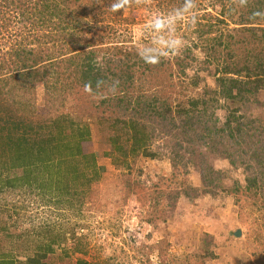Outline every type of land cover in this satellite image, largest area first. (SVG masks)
Segmentation results:
<instances>
[{
  "label": "rangeland",
  "instance_id": "374dc122",
  "mask_svg": "<svg viewBox=\"0 0 264 264\" xmlns=\"http://www.w3.org/2000/svg\"><path fill=\"white\" fill-rule=\"evenodd\" d=\"M111 3H65L78 13L75 18L82 28L72 52L61 56L57 43L35 42L37 49L52 51L44 59L47 65L33 67L37 69L30 84H0V117L32 123L33 134L53 122L55 132L63 125L65 135H73L88 156L80 162L85 174L75 179L73 170L61 178L56 171L53 177L40 172L36 183L20 182L15 189H5L6 178H0V190L5 189L0 193V260L14 264H264V166L258 169V187L246 191L242 166L234 168L221 155L207 153V165L220 175L208 173L205 182L200 165L188 161L184 153L185 159L173 167L176 138L169 135V121L161 123L158 118L160 125L153 129L154 119H150L155 108L166 111L169 106L179 119L178 110L203 100L206 107L200 101L192 110L206 112L208 124L216 122L222 128L229 116L242 117L241 122L250 119L247 130L256 142L264 128V91L230 100L218 94L216 78L225 75V68L240 70L241 76L247 70L257 71V61H264V42H241L253 32L237 30L254 27L259 39L264 19L241 26L244 10L236 0H195V25H190L186 13L172 24L165 20L156 32L150 27L153 16H166L182 0H129L125 9L116 12L111 11ZM16 27L6 21L7 29ZM42 29L40 33H45ZM169 29L183 38L185 46L152 64L150 70L133 68V80L125 84L128 92L124 87L110 91L108 82L89 93L78 74L68 77L73 66L68 59L81 56L84 48L94 51L95 60L102 64L114 55L107 48L137 50L150 44L153 36L167 35ZM6 38L4 43L0 38L3 52L11 48ZM3 58L0 54V63ZM181 63L187 64L182 71ZM76 64L80 70L81 63ZM118 97L124 100L116 106L113 99ZM105 98L113 101L107 106L102 103ZM6 132H0V156ZM247 150L251 157L253 148ZM251 162L257 165L253 158ZM20 172L3 174L14 177Z\"/></svg>",
  "mask_w": 264,
  "mask_h": 264
},
{
  "label": "trees",
  "instance_id": "16d2710c",
  "mask_svg": "<svg viewBox=\"0 0 264 264\" xmlns=\"http://www.w3.org/2000/svg\"><path fill=\"white\" fill-rule=\"evenodd\" d=\"M21 1L23 2H18V0H0V38L4 39L7 37L6 39H8L11 46L5 52H3V44L0 47V54L5 57L2 60L3 63H0V71L10 70L7 75L0 74V84H7L8 81H15L16 84H30L29 80H31V76L34 73L36 74L37 69L33 67H45L47 65L44 59L53 55L52 51L46 50V48L45 50L43 48L37 49L36 46H33L35 42L42 43V46L43 44L45 46L47 42L57 43V50L62 53V56L63 53L69 54L72 52L74 45L80 41L77 34L81 32L82 28L79 26L81 22L79 20L77 22L75 18L78 13L72 10L69 4L68 6L65 4L72 1L78 2L79 0ZM228 1L231 0H218V2ZM236 2L244 10L241 13L242 20L239 25H253L255 24L254 21H262L264 19V0H236ZM16 5L18 7H15ZM254 13H260L261 15H253ZM6 21L14 25V27H18L14 28V30L12 28L9 30L6 28ZM222 21L224 20H219V22ZM41 29L45 33H40ZM238 29L237 31L240 33L245 31H248V33L253 32L252 34L250 33L251 36L245 37L243 41L240 40L241 42L246 41L247 43L252 39L254 42H264L263 29V36L259 39L256 38L254 27ZM4 30L7 32L6 35L3 34ZM4 42H6L5 39L3 40ZM130 49L129 51V49L123 47L107 48L106 52H113L114 55L111 58H106L105 62L101 64L95 60L94 51L84 48L79 51V53H83L81 56L68 59L70 66L73 65L68 77L71 78V76L74 77L78 74L84 80L83 84L91 83L92 88H96L98 81L104 82L102 86L108 84V82L111 84L113 81H117L118 84L115 91H119L124 87V91L128 92L125 84H131L133 80V73H135L133 68L137 67L140 69L142 66L145 67V70H150L152 66V64L145 63L137 55V50L134 47ZM123 52L125 53L124 58L121 56ZM76 63H81L80 70H77L78 65ZM55 65L57 64H51L50 66ZM186 65L184 63L180 64L182 67L181 71L186 69ZM256 70H247L246 76H241L242 71L235 70L232 72L229 68H225V75L216 78L218 94L232 100L242 94H257L260 91H264V61H257ZM231 74H234L236 78L226 76ZM113 100H116L115 105L117 106L122 105L124 99L118 97ZM113 100L105 98L102 103L108 106L107 103ZM200 101L203 106L208 104L207 101L197 100L191 103L192 107L195 108ZM192 107L188 110H178L177 116L179 119L173 114L170 106L166 108V111L161 108H155L154 115L156 119L154 118L155 116L146 113V115H151L150 119H154L151 126L153 129L160 125L158 124V118L161 119V123L168 119L169 135L176 138L171 152L173 167H176V163L185 159V154L188 156V161H195V163L197 162L196 165H200V173L206 182L208 173L220 175V172H216L213 167L207 165L208 154H218L223 159H227L234 168L238 166L244 168L247 175L246 191L256 189L259 179L258 171L264 166V158H262L263 160L260 159V157L264 156V128H261L262 131L258 134L259 139L253 142L250 140L252 139V132L247 130V128L251 127L252 122L250 119L241 122L239 119L243 120L242 117L234 118L229 116L226 124L222 128H217L216 122L208 124L209 121L204 120V113L206 112H196L192 110L194 109ZM53 123L43 128V131L38 128L39 132H34L35 134H33L32 129H34V126L32 123L19 119L14 120L10 117H0V132L5 129L8 131L3 141L0 168L8 172L18 170L23 172L22 175V172H20V174L15 173L14 177H9V174H3L5 171H1L0 178L3 176L6 178V181H4L5 189H15L20 182L26 184L36 183L40 172L53 177L56 171L58 177L61 178L73 170L72 179L85 174L84 170L86 167H82L80 162L84 158L87 159L88 156L82 153L79 142L72 139L73 135H65L62 131L63 125H59L60 129L56 130V132L52 131ZM44 131L47 132L44 133ZM253 134L256 135V133ZM238 138L242 140L241 144L237 142ZM185 144L186 148H184ZM236 145L239 146L237 150L234 148ZM199 147H201V150ZM247 148L249 150L253 148L250 156L257 165H254L253 162L250 163L252 158L248 157L249 151ZM230 149H233V152H230ZM134 151L136 150L134 149ZM246 157L249 158L248 161ZM207 168L208 170L210 169L208 172ZM35 171L37 172L34 175ZM5 189L0 190V193L5 192ZM60 193L64 195L65 192L60 189ZM66 193H68V190ZM0 264H14V261L4 258L0 260Z\"/></svg>",
  "mask_w": 264,
  "mask_h": 264
},
{
  "label": "clouds",
  "instance_id": "9594fccd",
  "mask_svg": "<svg viewBox=\"0 0 264 264\" xmlns=\"http://www.w3.org/2000/svg\"><path fill=\"white\" fill-rule=\"evenodd\" d=\"M129 0H112L110 9L113 12L125 9ZM188 14L190 25L197 23L196 4L195 0H182L179 8H174L165 14H155L152 18L150 27L156 32H159L161 26L164 25L165 20L168 24H172L175 19L183 17ZM253 15H261L260 13H254ZM185 46L184 40L181 37L175 35L171 29L167 35H155L152 38L150 44H146L143 47L137 49V55L147 64H156L160 60L169 54H177ZM104 84L103 81H98L96 87L100 88ZM118 82L113 81L109 87L110 91H115ZM84 90L91 93L93 91L91 83L84 84Z\"/></svg>",
  "mask_w": 264,
  "mask_h": 264
},
{
  "label": "water",
  "instance_id": "95a60500",
  "mask_svg": "<svg viewBox=\"0 0 264 264\" xmlns=\"http://www.w3.org/2000/svg\"><path fill=\"white\" fill-rule=\"evenodd\" d=\"M239 234V233H238Z\"/></svg>",
  "mask_w": 264,
  "mask_h": 264
}]
</instances>
